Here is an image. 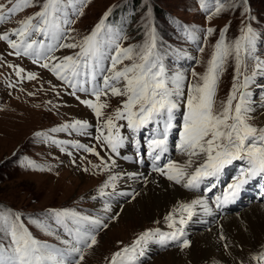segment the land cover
<instances>
[{
  "label": "rangeland",
  "instance_id": "obj_1",
  "mask_svg": "<svg viewBox=\"0 0 264 264\" xmlns=\"http://www.w3.org/2000/svg\"><path fill=\"white\" fill-rule=\"evenodd\" d=\"M42 2L43 0H33V6L0 24V34L7 32L10 38L19 41L18 37L11 36L12 31L19 27L21 20L40 11ZM0 4L7 7L9 0H0ZM218 6H221L219 13L216 12ZM60 8L57 19L70 36L69 40L63 42L82 40L90 35L102 20L104 29L99 39L107 42L112 52L117 43L121 47H133L139 51L149 42V34H154L152 61L163 66L166 85L170 89L179 87L184 93L182 99L180 97L183 107L175 110L176 115L172 121V124H176L174 134L170 136L173 152L179 147L183 132L189 86L197 82L192 73L203 75L207 71L208 61L215 52L216 43L222 38L223 29L227 28L223 34L224 43L234 47L235 41L242 35V29L246 26L252 27L256 34L254 47L251 48V54L247 51L242 53L239 80H236L234 53L226 58L219 72L215 107L217 110L221 109L233 83L242 84L245 76H249L251 80L248 88L241 90L250 93L249 99L253 109L250 113V123L257 128H264V120L261 117V107H264V68L257 67V64L264 63V0H61ZM65 19L71 23L63 24ZM209 28L214 30L211 35L207 31ZM31 39L43 41L45 49L41 51L57 57V61H48L49 63L58 62L64 56L79 51L58 49L46 53L47 45L52 43L50 38L35 35L28 42H31ZM112 41L115 43H111ZM34 59V56H24L23 53L15 55V50L11 49L6 41H0V246L9 249V226L16 222L23 224L41 245H47L48 251L56 260L61 259L62 254L75 245L82 249V253L66 257V264L76 254L74 261H79V264H111V258L116 252L134 243L145 231H155L163 225L168 227L170 223L168 220L165 223L162 218L154 221H143L139 216L126 219L121 216V210L112 215L100 206L103 204V198H100L103 193L108 194L104 203L106 207H114L116 203L126 201L130 194L132 197L128 201L131 202L137 192L143 193L145 190L147 176L149 178L155 174L168 181L167 176L161 178L155 171V165L158 163L153 159L148 143L163 121L150 124L139 133L121 128L120 134L127 139L124 146L118 149L119 154L112 153L106 145L96 139L100 135L103 118H97L90 108L76 98L79 96L80 100L92 99L95 102V97L90 93L94 85L103 86L101 77L98 76L96 81L90 80L84 85L89 89L88 94L77 91L75 95H71L72 89L50 71L39 66L40 63L46 62L43 56L39 63H33ZM124 64L129 65L130 62L125 60ZM109 65L110 61L106 59L101 67L106 68ZM19 69L24 71L17 75ZM29 73H34L36 79L29 80ZM119 99L112 96L101 97L100 102L108 105L102 109L105 117L113 115L121 106ZM76 121L88 122L89 127H64L75 124ZM116 123L121 125L126 122L121 120ZM54 129L56 131H53ZM103 131L107 134L106 129ZM76 144L93 147L99 155L76 148ZM121 149H126L123 155L120 154ZM134 153L144 155L148 161H154L153 166H146L144 162L137 161V155ZM133 154L131 161H128L127 157ZM183 157L187 156H178L174 158V162L184 164ZM244 163L245 161H236L234 165L238 168ZM128 166H131V171L128 170L131 174L121 176L117 179L120 180L116 183L117 186H111L101 192L107 183L106 179L112 176L113 172L125 173V167ZM111 167L114 169L111 170ZM147 168H151L150 172L143 171ZM233 180L229 174L223 189ZM261 184H264L263 179ZM114 191L115 197L110 196ZM64 210L76 213V217L56 216L57 212ZM99 211L107 212L109 217L111 216L105 217L107 223L94 224L89 219L82 221V224L76 222L77 218L84 214L93 219L97 218L91 215L96 212L98 215ZM17 215L20 217L19 221L15 220ZM106 225L108 226L103 230ZM81 228L88 229L89 238L96 235L95 245L86 247L83 243H76L77 230ZM211 228L194 234L205 235ZM242 229L248 234L249 231L243 227ZM69 230L72 235H69ZM99 231L101 232L98 234ZM213 231L216 235L219 233L216 238L226 244L222 235L226 234L228 229ZM65 240L72 244L65 245L62 243ZM190 244L189 241L187 248L181 246L151 253L152 259L144 258L143 264H176L169 263V260L173 261L170 253L183 252L190 256ZM139 250L137 249V252ZM220 251L218 254L223 257L225 251ZM256 251L250 258L232 257L230 264H260V261L253 259L261 254L258 249ZM81 254L83 260L79 259ZM219 263L228 264L221 260L214 264ZM187 264L203 262L191 256Z\"/></svg>",
  "mask_w": 264,
  "mask_h": 264
},
{
  "label": "snow or ice",
  "instance_id": "obj_2",
  "mask_svg": "<svg viewBox=\"0 0 264 264\" xmlns=\"http://www.w3.org/2000/svg\"><path fill=\"white\" fill-rule=\"evenodd\" d=\"M60 4L61 0H43L41 10L21 20L19 27L12 31L11 36L18 37L19 41L10 38L7 32L0 34V41H6L7 45L15 50L17 56L21 53L24 56H34L33 63H39L43 56L46 62L40 63L39 66L50 71L64 85L72 89L71 95H75L77 91L88 94L89 89L84 85L90 80L96 81L100 76L103 86L94 85L90 93L95 97V102L92 99L80 100L79 96L76 98L81 104L90 108L97 118H103L100 135L96 139L106 145L112 153L119 154L118 149L124 146L126 138L120 134L121 128L139 133L150 124H159L163 121V131L157 133L160 138L153 137L148 141L153 149V159L160 160L161 154L167 151L168 132L173 128V113L179 107L178 98L184 93L179 87L170 89L164 79L163 66L152 61V50L155 47L154 34H149V42L139 51L133 47H121L117 43L112 52L107 42L99 39L104 29L102 20L91 34L83 37L82 40L77 42L73 39V42H63L69 40L70 36L57 19V14L61 11ZM31 6H33V0H9L7 7L0 4V24ZM220 11L221 6H218L216 12ZM70 23L68 19L63 20L65 25ZM207 31L211 35L214 30L209 28ZM226 31L227 28L221 32L222 38L215 45V52L208 61L207 71L203 75L192 73L197 82L189 86L186 95L187 113L183 118V132L179 144L182 153L188 158L187 161L184 164L169 162L165 167L155 169L161 175L167 176L168 180L178 185L182 184L186 189H197L204 180L212 178L207 188L211 192L217 187V182L227 166L232 165L234 161H246L247 167L240 171L233 182L225 186L222 197H216L217 207L233 202L251 179L264 176V128H257L250 123V113L253 111L249 99L250 93L241 90L248 88L251 77L245 76L242 84L233 83L221 109L217 110L215 107L219 72L226 58L234 53L238 81L243 62L242 53L247 51L251 54L256 38L252 27L246 26L233 47L224 43L223 34ZM35 35L51 39L52 43L47 45L46 53H52L58 49H79V51L64 56L58 62L49 63L48 61H57V57L41 51L45 49L43 41L37 42L31 39V42H28ZM106 59L110 61V65L106 68L101 67ZM125 60H128L130 64L125 65ZM257 67L264 68V63L257 64ZM23 71L19 69L17 75ZM28 79H36L35 74L29 73ZM102 96L120 98L118 103L121 106L113 115L105 117L102 109L107 108L108 105L100 102ZM121 120L126 123L117 125L116 121ZM77 126L82 129L89 127L87 123H81V121L64 127L76 128ZM103 129L107 130V134ZM75 147L99 155L93 147H86L83 144H76ZM115 180V176L109 177V181ZM108 186V183H105L103 187ZM197 205L209 211L206 201L202 199L180 205L179 211L187 213V219L190 220L194 215L193 209ZM56 216L76 217V213L64 210L57 212ZM19 219L17 215L15 220L19 221ZM4 220L7 223V219L4 218ZM87 220L88 217L81 216L76 222ZM166 220L170 222L168 226L174 228V231L170 233H161L159 230L145 231L132 246L116 252L111 258V264H135V258L144 255L143 245L156 235H159L161 243L169 239L179 240L184 235L183 227H176L177 221L171 214L166 217ZM92 223L99 224L100 221H92ZM185 223L186 219L181 215L179 224ZM87 233L88 229L83 231L78 229L76 243H83L86 247L95 245L96 237L93 235L89 238ZM9 234L11 237L9 249L0 246V264H65V258L72 253H82L80 247L73 245L62 254L61 259L56 260L48 251L47 245H41L21 223H11ZM69 235H72L71 230ZM63 243L68 245L70 241L65 240ZM182 246L189 247V241L183 240ZM137 249H140L139 252ZM83 258L81 254L79 259L83 260ZM253 259L264 261V253ZM68 264H79V261L69 260Z\"/></svg>",
  "mask_w": 264,
  "mask_h": 264
},
{
  "label": "bare ground",
  "instance_id": "obj_3",
  "mask_svg": "<svg viewBox=\"0 0 264 264\" xmlns=\"http://www.w3.org/2000/svg\"><path fill=\"white\" fill-rule=\"evenodd\" d=\"M178 103H179L178 108H182L183 106H182L180 97L178 98ZM261 108H263L261 117H262V120H264V107H261ZM175 115L176 114L174 112L173 113L174 118H175ZM174 129H175V126L173 124V128L168 133L167 151L161 154L160 160H155L158 163V165H155V166L158 168L165 167L169 162H174L178 156L185 155L182 153L181 149H177L176 152H173V150L170 148L171 146L170 136L174 133ZM162 131H163V124L159 128L157 133L162 132ZM157 133L154 134L153 137L160 138L157 135ZM150 148H151V152L153 156V149L152 147ZM125 150L126 149H121L120 154L123 155V152ZM156 151L158 152L159 150L157 149ZM176 154L178 155L176 156ZM132 156H134V154L128 156L129 158L127 157V160L131 161ZM135 156L137 157V161L140 160L141 162H144V165L150 166V167L151 165H153L154 161L152 160L148 161L144 157V155L135 154ZM183 159H184V162H186L188 158L183 157ZM113 167H111V170L114 169ZM120 167L123 168L124 166L120 165ZM130 167L131 166L125 167L126 168L125 173L123 171L122 172L118 171V174L113 172L112 176L116 177L115 181H109L110 176L108 175L109 177L106 180L109 186L107 188L103 187V191L108 190L111 186L116 185V183H119L120 180H117V179H120L121 176L131 174L129 172L131 171L129 169ZM143 171L149 172V169H145ZM224 177H225V172L221 175L220 178H224ZM146 178L147 180L144 186L145 190L143 191V193H141L140 191L137 192V195L133 198V200L132 201L130 200L131 202L126 200L121 205L115 204V207H106V206H102V207L105 209V211L109 212V214L111 213L112 215H114L117 211L121 210L122 211L121 216H123V218H126V219L133 218L134 219L136 216L137 218L139 216L143 221L145 220L154 221V220H158V218H162L165 220V223H166V217L169 214H171L173 215L174 219L177 221V224L179 223V219L181 218V215L185 217L186 223L192 224L193 222L191 221L198 223L199 221H202V220H208V219L210 220V217L207 215L209 212H216L217 210L219 211L222 209V205L220 207H217V205H212L210 203V196H208V192H203L202 190L196 193L187 192L180 185L176 183L174 184L164 179H160L155 174L151 175L149 178L147 176ZM218 191L219 189L216 188L215 192H218ZM110 196L115 197V191L112 194H110ZM100 198L106 199L108 197L105 193H103L100 196ZM195 199H202L206 201L209 211H205L203 206L197 205L193 209L194 215L192 216L190 220H188L187 213H181L179 211V207L182 204L191 203ZM238 201H239V198L237 197L233 202H230L229 204H235ZM94 219H98V218H94ZM239 220H242V222H240ZM219 222L220 223L217 226H214L213 229L215 231H220V229L222 231H226L228 229V232L222 235L223 237L222 240L224 239L226 241V244H224V242H221L220 240L216 238V236L219 233L216 235L213 229L211 228L210 232H207L205 235L204 234L203 235L193 234L190 237L189 239L191 243L190 244L191 245V252H190L191 255L190 256L189 255L186 256L187 254L185 255L183 252L176 253L175 251H173L170 254L174 259L171 258L173 261L169 260V263L187 264L188 259L191 258L192 256L193 258L202 260L203 264H214V263H217V260L226 261L228 264H230L232 262V257H238L239 259L250 258L254 255L255 252H257L256 249H258L260 252L262 251L264 252V206H262L261 204H254L241 212H237L235 214H231V215L225 216L224 218H221ZM250 225L252 228L250 227ZM229 227H232V228H229ZM242 227L245 230L249 231L248 234H251V235H248L247 232H244ZM70 244L72 243L70 242ZM220 250L225 251V253L223 254V257H221L218 254V252L219 253L221 252ZM74 254L75 253H72L71 256Z\"/></svg>",
  "mask_w": 264,
  "mask_h": 264
}]
</instances>
